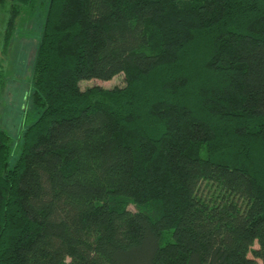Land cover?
I'll use <instances>...</instances> for the list:
<instances>
[{
	"label": "trees",
	"instance_id": "obj_1",
	"mask_svg": "<svg viewBox=\"0 0 264 264\" xmlns=\"http://www.w3.org/2000/svg\"><path fill=\"white\" fill-rule=\"evenodd\" d=\"M0 10L2 55L38 39L15 146L0 125V264H264V0Z\"/></svg>",
	"mask_w": 264,
	"mask_h": 264
},
{
	"label": "rangeland",
	"instance_id": "obj_2",
	"mask_svg": "<svg viewBox=\"0 0 264 264\" xmlns=\"http://www.w3.org/2000/svg\"><path fill=\"white\" fill-rule=\"evenodd\" d=\"M0 10V32L3 28L4 16ZM40 17L34 21H26L25 27L38 31ZM22 30H17L15 38L8 47L7 55L0 53V80H4L3 90L0 91V125L12 136L13 146L17 143L18 132L23 124V116L26 109H29L32 102L29 98L30 88L28 78L31 75L32 62L37 47V37L35 35L26 36L20 34ZM0 41V45H1ZM2 45L0 47L1 52ZM125 81L122 74L114 76L112 79L104 81L99 79L83 80L80 83L81 89L90 86L102 88L122 87ZM16 148L13 150V157ZM133 209V207H130Z\"/></svg>",
	"mask_w": 264,
	"mask_h": 264
}]
</instances>
